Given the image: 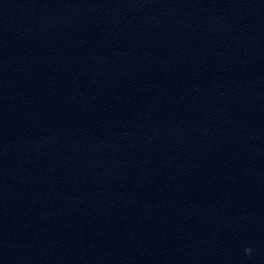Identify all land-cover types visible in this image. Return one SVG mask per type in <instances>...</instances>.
I'll list each match as a JSON object with an SVG mask.
<instances>
[{"label":"water","instance_id":"1","mask_svg":"<svg viewBox=\"0 0 264 264\" xmlns=\"http://www.w3.org/2000/svg\"><path fill=\"white\" fill-rule=\"evenodd\" d=\"M0 264H264V0H0Z\"/></svg>","mask_w":264,"mask_h":264}]
</instances>
